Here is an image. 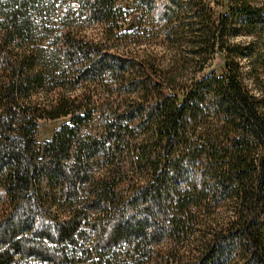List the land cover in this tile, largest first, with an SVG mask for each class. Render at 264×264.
<instances>
[{
    "label": "trees",
    "instance_id": "obj_1",
    "mask_svg": "<svg viewBox=\"0 0 264 264\" xmlns=\"http://www.w3.org/2000/svg\"><path fill=\"white\" fill-rule=\"evenodd\" d=\"M131 6L159 58L103 47ZM85 256L264 264V0H0V264Z\"/></svg>",
    "mask_w": 264,
    "mask_h": 264
},
{
    "label": "rangeland",
    "instance_id": "obj_2",
    "mask_svg": "<svg viewBox=\"0 0 264 264\" xmlns=\"http://www.w3.org/2000/svg\"><path fill=\"white\" fill-rule=\"evenodd\" d=\"M222 7H218L221 9ZM125 21L120 27L116 30L117 35L115 38L112 36L108 40L103 41V47L108 48L113 51L115 54H122L124 57L139 58L140 55L145 57H152L153 59L159 58L165 50L161 46V40L156 36L155 32H150L148 30L150 25L145 24L146 21L153 19L152 15L149 18H139V11H135L134 7H129V10L125 12ZM83 18V17H82ZM141 20V23H140ZM82 26V31L87 35L91 36L93 40H98L99 35L103 29L104 24L97 22H89L85 19L79 22ZM155 33V34H154ZM104 40V39H103ZM101 41V40H100ZM243 68L248 69V62L243 61ZM223 70V52L215 51L212 55L211 60L204 66L202 71L196 73V76H201L203 74H208L210 72L221 73ZM86 85V84H85ZM69 115L59 116V117H39L37 118V127L35 132V138L38 144H42L45 140L49 139L53 131L58 128L63 122L69 120ZM98 121L92 119L89 121L87 126L80 129L81 134L93 133L97 131ZM84 264H94L89 257H82ZM21 264H40L36 260L28 259Z\"/></svg>",
    "mask_w": 264,
    "mask_h": 264
}]
</instances>
